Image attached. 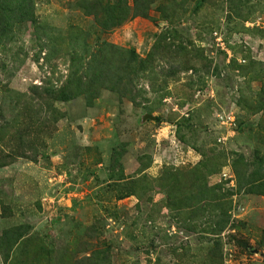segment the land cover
<instances>
[{
	"label": "rangeland",
	"instance_id": "1",
	"mask_svg": "<svg viewBox=\"0 0 264 264\" xmlns=\"http://www.w3.org/2000/svg\"><path fill=\"white\" fill-rule=\"evenodd\" d=\"M0 264H264V0H0Z\"/></svg>",
	"mask_w": 264,
	"mask_h": 264
},
{
	"label": "trees",
	"instance_id": "2",
	"mask_svg": "<svg viewBox=\"0 0 264 264\" xmlns=\"http://www.w3.org/2000/svg\"><path fill=\"white\" fill-rule=\"evenodd\" d=\"M113 9L114 8V5H112V6H106L105 8H103V11L104 10H106V9ZM120 12H124V11H120ZM115 14H116V12H115ZM125 20V18H121V19H119V20H116V21H108V20H105L103 23H101L102 24V26L104 27V28H109V27H112V26H116V25H118V24H120L122 21H124ZM157 122H159V119L157 118V120H156Z\"/></svg>",
	"mask_w": 264,
	"mask_h": 264
},
{
	"label": "built area",
	"instance_id": "3",
	"mask_svg": "<svg viewBox=\"0 0 264 264\" xmlns=\"http://www.w3.org/2000/svg\"><path fill=\"white\" fill-rule=\"evenodd\" d=\"M220 177L223 178L224 180H228L229 183L231 184L234 182V176L231 173H229V171L226 170L222 171Z\"/></svg>",
	"mask_w": 264,
	"mask_h": 264
},
{
	"label": "water",
	"instance_id": "4",
	"mask_svg": "<svg viewBox=\"0 0 264 264\" xmlns=\"http://www.w3.org/2000/svg\"><path fill=\"white\" fill-rule=\"evenodd\" d=\"M147 118L155 120V118H154V117L147 116Z\"/></svg>",
	"mask_w": 264,
	"mask_h": 264
}]
</instances>
